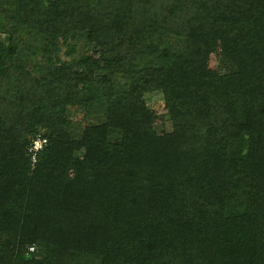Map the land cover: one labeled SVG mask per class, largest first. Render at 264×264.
I'll use <instances>...</instances> for the list:
<instances>
[{"label": "trees", "instance_id": "16d2710c", "mask_svg": "<svg viewBox=\"0 0 264 264\" xmlns=\"http://www.w3.org/2000/svg\"><path fill=\"white\" fill-rule=\"evenodd\" d=\"M0 264H264V0H0Z\"/></svg>", "mask_w": 264, "mask_h": 264}, {"label": "rangeland", "instance_id": "374dc122", "mask_svg": "<svg viewBox=\"0 0 264 264\" xmlns=\"http://www.w3.org/2000/svg\"><path fill=\"white\" fill-rule=\"evenodd\" d=\"M7 7H11L13 0H3ZM87 53L93 54L90 46H86ZM215 64L214 56H209L205 64V72H211ZM145 105L149 108L152 116V126L155 132L163 133L170 130V123L166 115L162 95L159 91H150L143 94ZM70 122L74 130L79 129L83 125L81 113L75 110H69Z\"/></svg>", "mask_w": 264, "mask_h": 264}, {"label": "built area", "instance_id": "2783aa9c", "mask_svg": "<svg viewBox=\"0 0 264 264\" xmlns=\"http://www.w3.org/2000/svg\"><path fill=\"white\" fill-rule=\"evenodd\" d=\"M45 140L43 137L36 135L34 138L31 139L30 141V145L28 147V152L30 153V158L31 160L34 159V155L36 153V151H38L41 146L44 144ZM31 249V248H29Z\"/></svg>", "mask_w": 264, "mask_h": 264}]
</instances>
